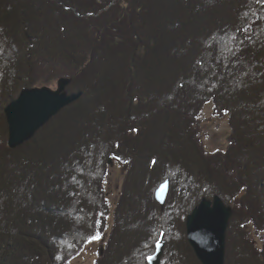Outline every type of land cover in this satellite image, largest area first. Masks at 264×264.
Here are the masks:
<instances>
[{"label":"trees","instance_id":"1","mask_svg":"<svg viewBox=\"0 0 264 264\" xmlns=\"http://www.w3.org/2000/svg\"><path fill=\"white\" fill-rule=\"evenodd\" d=\"M61 78L82 95L8 146V102ZM215 195L234 209L225 264H264V0H0V264H73L111 212L96 264H149L161 240V264H203L186 220Z\"/></svg>","mask_w":264,"mask_h":264},{"label":"water","instance_id":"2","mask_svg":"<svg viewBox=\"0 0 264 264\" xmlns=\"http://www.w3.org/2000/svg\"><path fill=\"white\" fill-rule=\"evenodd\" d=\"M70 79L57 81V88L49 85L24 88L20 94L8 102L5 114L9 125L8 146L16 147L31 139L64 106L77 100L82 92L68 93L66 86ZM170 189V178L160 183L155 196L163 206ZM233 205H228L220 197H204L187 216L188 240L203 264H225L227 231ZM165 241L158 242L154 254L148 256L149 264H161Z\"/></svg>","mask_w":264,"mask_h":264},{"label":"rangeland","instance_id":"3","mask_svg":"<svg viewBox=\"0 0 264 264\" xmlns=\"http://www.w3.org/2000/svg\"><path fill=\"white\" fill-rule=\"evenodd\" d=\"M52 88H57V82L49 85ZM201 127L203 139L208 151L225 150L228 145V136L231 132L228 117H219L214 113L212 102H208L201 112ZM126 164L121 160H112L109 165V170L105 178V187L110 206L113 209L120 195V190L125 177ZM113 214V212H111ZM110 214L108 228L105 234H97L92 238L74 259L73 264H96L97 258L100 256L107 239L110 227L113 225L114 216ZM253 237L261 245V240L257 234L253 232Z\"/></svg>","mask_w":264,"mask_h":264},{"label":"snow or ice","instance_id":"4","mask_svg":"<svg viewBox=\"0 0 264 264\" xmlns=\"http://www.w3.org/2000/svg\"><path fill=\"white\" fill-rule=\"evenodd\" d=\"M93 238H97V237H93Z\"/></svg>","mask_w":264,"mask_h":264}]
</instances>
